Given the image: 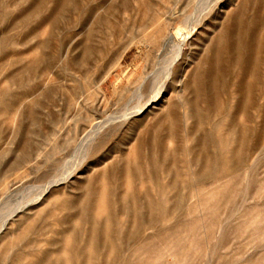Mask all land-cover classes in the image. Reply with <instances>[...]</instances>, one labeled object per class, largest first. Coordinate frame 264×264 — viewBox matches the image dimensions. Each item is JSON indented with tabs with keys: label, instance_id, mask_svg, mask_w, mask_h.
Returning a JSON list of instances; mask_svg holds the SVG:
<instances>
[{
	"label": "rangeland",
	"instance_id": "374dc122",
	"mask_svg": "<svg viewBox=\"0 0 264 264\" xmlns=\"http://www.w3.org/2000/svg\"><path fill=\"white\" fill-rule=\"evenodd\" d=\"M8 216L0 264H264V0H0Z\"/></svg>",
	"mask_w": 264,
	"mask_h": 264
},
{
	"label": "bare ground",
	"instance_id": "6f19581e",
	"mask_svg": "<svg viewBox=\"0 0 264 264\" xmlns=\"http://www.w3.org/2000/svg\"><path fill=\"white\" fill-rule=\"evenodd\" d=\"M179 47H181V46H179ZM181 51H182V48H179L178 49V51H177V53H176V57H178L179 55H180V53H181ZM176 57H175V59H176ZM174 59V60H175ZM173 60V61H174ZM172 63L173 62H170L169 63V65H168V67H167V76L168 77H170L171 76V65H172ZM154 100H155V98H154ZM155 103V101H152V102H150V103H148L144 108H142V111H144V110H147V108H149L152 104H154ZM156 105V104H155ZM134 113V112H133ZM142 113V112H141ZM12 216V215H11ZM8 217H10V216H8ZM11 218L12 217H10V218H7L5 221H4V223L2 224V227H1V229H0V233L2 232V230L6 227V225L7 224H9V221L11 220Z\"/></svg>",
	"mask_w": 264,
	"mask_h": 264
}]
</instances>
